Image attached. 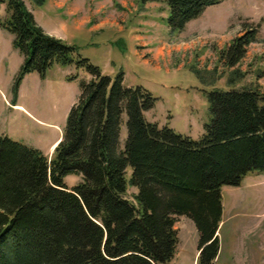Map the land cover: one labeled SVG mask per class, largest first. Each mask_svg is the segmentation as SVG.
Listing matches in <instances>:
<instances>
[{
    "label": "trees",
    "instance_id": "trees-1",
    "mask_svg": "<svg viewBox=\"0 0 264 264\" xmlns=\"http://www.w3.org/2000/svg\"><path fill=\"white\" fill-rule=\"evenodd\" d=\"M30 1L41 7L47 0ZM222 1L139 4L163 3L166 25L180 32ZM1 5L7 17L0 27L23 58L15 96L26 75L44 79L54 66L73 67L65 80H77L79 92L50 158L0 135V264H166L183 216L198 233L200 264H216L221 188L238 187L250 172L264 174V86L211 92V122L193 140L148 122L155 102L148 91L124 85L121 72L112 80L74 46L47 35L23 0ZM256 40L250 31L235 37L219 60L235 67ZM74 173L81 181L69 188L64 178Z\"/></svg>",
    "mask_w": 264,
    "mask_h": 264
},
{
    "label": "rangeland",
    "instance_id": "rangeland-1",
    "mask_svg": "<svg viewBox=\"0 0 264 264\" xmlns=\"http://www.w3.org/2000/svg\"><path fill=\"white\" fill-rule=\"evenodd\" d=\"M24 1L30 10H35L39 22L50 32L49 36L74 46L79 56L97 66L103 75L113 80L121 72L124 85L139 86L148 91L155 101L153 108L145 112L148 122L159 127L167 126L193 140L202 138L211 122V92L264 86V0H224L207 7L199 18L180 32L166 25L167 7L163 3L151 2L157 4L150 13L155 18L144 14L145 18L141 19L155 23L157 27L151 33L154 40L159 41L148 48L159 46L165 57L151 63H144L134 56L137 48L129 35L117 34L119 28L132 29L140 24L137 15L151 3L141 6L139 0H96L105 8L99 18L103 22L99 21L96 26L105 30L85 36L72 32L68 23L63 26L64 23L59 22L63 15L50 6L38 10L30 0ZM6 17L5 6L1 5L0 21ZM193 26L200 35L197 42H188L190 36H187ZM248 31L256 33V42L247 47L244 58L235 67H227L219 60V53L235 37ZM12 40L13 36L0 27V135L44 150L54 135H62L79 83L77 80L63 82L62 72L56 68L40 85H36L29 74L25 81L22 79V90L19 95L17 93V98L13 83L21 66L16 59L22 57L13 48ZM194 45L196 51H192ZM71 72H74L73 68ZM79 74L80 78H88L83 72ZM229 78L234 79L232 85L228 83ZM6 102L20 104L25 112L9 107ZM125 136V127L122 126L121 147ZM80 181L81 177L75 173L64 178L69 188ZM132 193L133 189H128L127 197L131 198ZM221 196L216 264H264V174L248 173L238 187L223 186ZM176 220V253L166 264H200L198 233L193 222L184 216Z\"/></svg>",
    "mask_w": 264,
    "mask_h": 264
},
{
    "label": "crops",
    "instance_id": "crops-1",
    "mask_svg": "<svg viewBox=\"0 0 264 264\" xmlns=\"http://www.w3.org/2000/svg\"><path fill=\"white\" fill-rule=\"evenodd\" d=\"M95 1L96 0H47L43 6H41V7H37L36 6V8L38 10H41L45 6H50L51 9L56 10L57 12H59L60 14L63 15V20L59 21L60 23H64L63 26H66L67 25L66 23H68L69 26H70V29H72V32L88 36V35H92L94 33L102 32L103 30H105L103 28L99 29L96 26V25H99V23L103 22V21L101 22L99 20V18H101L103 16V14L105 13V8L102 5H100V3H97ZM24 4H25V1H24ZM156 5L157 4H153V3L147 4L146 7H145L146 10H143L144 12L141 11L142 13L137 15V17L139 16V19H140L141 23L136 25L132 29H130L128 27H125L124 29L123 28L117 29V30H119V31H117V34H127V35H129L130 41H132L133 44L135 45V47L137 48L136 51L134 52V56H136L137 59L143 61L144 63H151V62H156L159 59H165L164 51L159 46H157L156 48H148V46L150 44H152L153 42H155V41L158 42L159 41L158 39L154 40V36H152V33H151V30H154L155 27H157V26L155 25L154 22L146 21L145 19L144 20L141 19V18H145V15H147V14L150 15V16H153V18H155V15H152L150 13H152V10L154 11V9H156V8H154V6H156ZM27 9L33 14L36 24L46 34L50 35V32L44 28L45 27L44 24L39 22L36 14H35V10L34 9L30 10L31 8H29V7H27ZM205 10H204V12H205ZM196 19H194V20H196ZM105 21H107V20H105ZM192 21H190V22H192ZM190 22H188L187 24H189ZM187 24H186V26H187ZM186 26H185V28H186ZM194 26L192 27L191 32L187 36V37L190 36V38H188V42H194V41H196L199 38L198 36L200 35V33L196 30V27H194ZM106 30L109 32L108 29H106ZM193 47L194 48L192 49V51H196V49H195L196 46L194 45ZM153 50H155V52ZM169 52L170 51H167V53H169ZM16 60H17L18 63H20V65L23 62V58L22 59H16ZM55 68L57 70H61V72H62L61 79H62L63 82L64 81L68 82V81L65 80V77L70 75V74H72V73H74V72H71V69L73 67L54 66L53 68H51L47 72V74L51 70H53ZM156 68L159 69L160 67L156 66ZM65 69H68L69 71L65 72L64 71ZM47 74H46V76H47ZM28 75H26V76H28ZM26 76L24 77L23 81L26 80V78H27ZM30 76H33L30 79L36 85H40V82H42V80H44L46 78V76H45L44 79H41L36 73H31ZM71 82H74V81H71ZM75 82H76V80H75ZM22 86H23V83H21L20 86H19L18 95L21 93ZM78 92H79V90H78ZM18 95H17V98H18ZM77 96H78V93L76 95L75 102H76ZM17 98H16V102H17ZM16 102L15 103H11V102L7 103L6 102V104L9 107H12V108L16 109L17 111H21L22 113H24L25 110L22 108V106L20 104H18ZM71 106H70V108H71ZM61 137H62L61 134L54 135L52 137V139L48 141V144L46 145L45 149L44 150H40V151L46 157L50 158L52 153H53L54 148L56 147L58 142L61 140Z\"/></svg>",
    "mask_w": 264,
    "mask_h": 264
}]
</instances>
